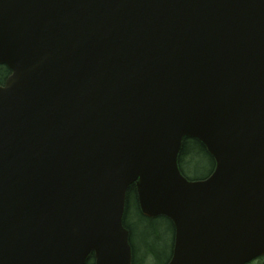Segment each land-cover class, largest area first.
<instances>
[{"label":"water","instance_id":"1","mask_svg":"<svg viewBox=\"0 0 264 264\" xmlns=\"http://www.w3.org/2000/svg\"><path fill=\"white\" fill-rule=\"evenodd\" d=\"M0 65V264H133L134 184L168 264L264 255V0H0Z\"/></svg>","mask_w":264,"mask_h":264},{"label":"rangeland","instance_id":"2","mask_svg":"<svg viewBox=\"0 0 264 264\" xmlns=\"http://www.w3.org/2000/svg\"><path fill=\"white\" fill-rule=\"evenodd\" d=\"M212 171V163L206 157L195 158L184 167V175L194 180L206 178ZM131 206L133 209L128 222L134 231L131 244L136 248L135 264H167L172 257L174 244L172 223L165 217H142L135 208L134 200ZM148 249H153V253H149Z\"/></svg>","mask_w":264,"mask_h":264},{"label":"trees","instance_id":"3","mask_svg":"<svg viewBox=\"0 0 264 264\" xmlns=\"http://www.w3.org/2000/svg\"><path fill=\"white\" fill-rule=\"evenodd\" d=\"M9 75H10V70L5 66H0V85H2L5 82V80L7 79V77ZM201 157L202 158L206 157L209 160V162L212 163V169H214L215 161H214L213 157L208 153L206 147L200 141H198L196 139H191V138L184 139V141L182 143L181 151L179 154V166H180L182 173L184 174V167L186 164H188L191 160H193L195 158H201ZM184 163H185V165H184ZM132 200H134V202H135V205H136L135 208H136L137 212L140 213V215L142 217H144L140 211L135 186H131L129 188L128 198H127V207H126V212H125V217H124V224H125L126 228L129 229V231H130L131 239H132V237H134L133 236L134 231L131 228V226L128 222V219H129V214H130L131 210L133 209L131 206ZM147 247H149V246H147ZM151 250H153V249H148L147 251L149 253H153ZM133 252H134V257H135L136 256V248L134 249V247H133ZM87 264H95L94 254L91 255ZM134 264H135V261H134Z\"/></svg>","mask_w":264,"mask_h":264},{"label":"flooded vegetation","instance_id":"4","mask_svg":"<svg viewBox=\"0 0 264 264\" xmlns=\"http://www.w3.org/2000/svg\"><path fill=\"white\" fill-rule=\"evenodd\" d=\"M264 256L256 259L255 261L249 263V264H264Z\"/></svg>","mask_w":264,"mask_h":264}]
</instances>
